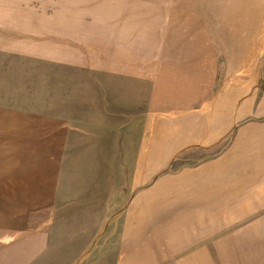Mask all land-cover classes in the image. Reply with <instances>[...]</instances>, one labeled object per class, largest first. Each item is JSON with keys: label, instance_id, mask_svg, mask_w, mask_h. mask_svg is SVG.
Returning a JSON list of instances; mask_svg holds the SVG:
<instances>
[{"label": "crops", "instance_id": "1", "mask_svg": "<svg viewBox=\"0 0 264 264\" xmlns=\"http://www.w3.org/2000/svg\"><path fill=\"white\" fill-rule=\"evenodd\" d=\"M29 1L0 0V60L94 74L95 96H79L73 122L109 134L110 146L79 138V154L119 155L121 138L126 155L164 161L143 164V184L114 218L121 227L111 223L116 239L134 229L133 240L142 237L112 264L139 262L164 237H173L168 247L193 244L226 218L224 205L264 203V0ZM22 123L0 116V264L60 263L58 226L38 209L55 184L54 165L39 157L64 155L62 139ZM188 155L200 158L150 181V171Z\"/></svg>", "mask_w": 264, "mask_h": 264}, {"label": "rangeland", "instance_id": "2", "mask_svg": "<svg viewBox=\"0 0 264 264\" xmlns=\"http://www.w3.org/2000/svg\"><path fill=\"white\" fill-rule=\"evenodd\" d=\"M46 1L30 0L29 3ZM53 2L57 9L62 0ZM261 19L264 40V12ZM254 20V13H248V21ZM254 29L252 26L250 31ZM22 62L20 66L19 60H0V116L21 118L24 132H47L62 139L64 155L39 157L47 160L48 165H54L53 171L48 170L55 176L54 188L49 190L50 202L40 203L38 212L48 218L47 224L58 226L56 239L58 248L63 250L57 251L60 263L55 264H112L122 260L133 254L142 237L134 241L133 233L138 231L134 229L130 237L121 235L116 239L110 225H117L114 218L123 214L130 197L143 184V175H147L142 171L143 164L148 162L154 168L164 161L155 156L126 155V150L121 148V138L116 149L120 151L119 155L79 154L82 151L79 138L87 139V147L98 148L101 140L103 151L110 146L109 134L97 133L99 138H96L95 131L82 130L89 125L73 122L78 120L79 96L87 99L95 96L98 82L94 74L84 69L66 70L57 64L54 73H50V66L47 73L45 61H39L42 66ZM259 67H264V57L259 61ZM9 78L12 82L16 78L17 85L9 84ZM49 116L64 122L51 123ZM121 126L135 128L134 124ZM102 135L104 138H100ZM199 158L193 155L173 157L167 168L148 173L150 181L165 174H175L180 166L197 162ZM228 207L230 212L223 214L226 218L214 219L213 226L212 222L208 223L204 227L208 234L200 235L193 244L182 245L180 249L168 247L165 244L173 237H164L166 241L147 246V252L141 255L139 262L132 258L131 264H196V259L200 260L198 264H264V203L224 205V208ZM122 222L118 223V228ZM185 232L193 234L190 229Z\"/></svg>", "mask_w": 264, "mask_h": 264}]
</instances>
